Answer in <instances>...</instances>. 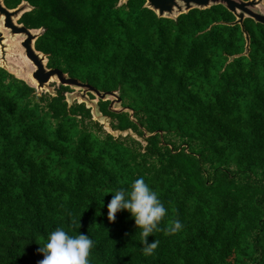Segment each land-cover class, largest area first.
<instances>
[{"label":"trees","instance_id":"trees-1","mask_svg":"<svg viewBox=\"0 0 264 264\" xmlns=\"http://www.w3.org/2000/svg\"><path fill=\"white\" fill-rule=\"evenodd\" d=\"M23 1L33 8L19 22L44 28L47 66L118 90L133 118L110 100L100 109L136 136L69 105L70 86L39 95L0 67V264H39L46 233L75 231L73 218L94 241L90 264H264V24L245 19L244 55L222 4L172 18L146 0L4 3ZM139 176L167 209L147 257L131 214L107 217L112 192Z\"/></svg>","mask_w":264,"mask_h":264},{"label":"water","instance_id":"water-1","mask_svg":"<svg viewBox=\"0 0 264 264\" xmlns=\"http://www.w3.org/2000/svg\"><path fill=\"white\" fill-rule=\"evenodd\" d=\"M218 4H222L236 15V20L229 23L230 25H242L247 40L246 51L243 54L247 55L251 50V38L250 34L245 30L244 22L247 17H250L256 22L264 24V12L261 9L262 6L264 7V0H147L146 2V6L155 11L158 16L172 18H177L180 14L186 13L195 7L199 9H207ZM32 8V5L28 1H23L16 8L10 9L5 5L4 0H0V67L14 74L19 79L25 81L28 80L27 76H22L11 70V66L6 60L5 39L7 33L14 36L23 35L24 39L21 42L23 48L22 52L24 53L25 58L29 59L35 66L31 75L37 84L34 86L28 81L27 82L36 88L39 95L44 93L43 89L48 88L54 79V81L59 82V85H66L71 88H83L85 90L84 94L82 95L81 101L79 100L78 102H90V104L86 103V106L91 108L94 120L103 124L108 132L116 136L120 134L126 135L129 132L136 136L131 129L124 131L120 129L114 130L111 126V116L105 115L100 109V100H110V110L116 112L129 111L133 118L134 110L122 105V98L118 90L102 91L88 82H83L78 78L69 76V74L65 73L60 68H49L47 66V54L37 50L35 47V42L38 37L44 33V28L31 29L19 22L22 15ZM236 56L239 55L232 56L230 60H233ZM45 92H49L52 95L57 94V90L50 91L48 89ZM88 92L89 94H95L97 97L94 95L95 97L92 98L90 95L91 99H89L87 97ZM66 94H68V92ZM112 97L115 99H112ZM66 99L69 105H72L75 102L74 100H70L69 95H66Z\"/></svg>","mask_w":264,"mask_h":264},{"label":"clouds","instance_id":"clouds-1","mask_svg":"<svg viewBox=\"0 0 264 264\" xmlns=\"http://www.w3.org/2000/svg\"><path fill=\"white\" fill-rule=\"evenodd\" d=\"M121 210L128 211L134 218L139 229V242L143 245L140 248L142 254L145 257L153 255L159 241L155 239L148 243L147 237L160 230L159 224L166 216L167 209L143 176L132 180L127 187L112 192V198L107 204L108 219L114 220L115 214ZM79 227V220L73 218L70 229L75 231L66 230L63 226L48 231L43 242L39 243V252L44 256L39 264H90L89 255L94 241L90 235L81 234ZM182 228L181 222L176 220L168 232L175 234Z\"/></svg>","mask_w":264,"mask_h":264},{"label":"rangeland","instance_id":"rangeland-1","mask_svg":"<svg viewBox=\"0 0 264 264\" xmlns=\"http://www.w3.org/2000/svg\"><path fill=\"white\" fill-rule=\"evenodd\" d=\"M261 9L264 12L263 6L261 7ZM23 39H24L23 35L14 36V35L7 33L6 39H5L6 40L5 42L6 56H7L6 60L9 62L8 64L11 66V70H13L15 73H18L22 76H27L28 77L27 81L35 86L37 82L34 80L33 76L31 75L35 69V66L32 64V62L29 59L25 58L24 53L22 52L23 48L21 46V42ZM54 80H52L48 88L43 89V92L47 91L48 89L50 91H53V90L55 91L56 89H58V87L60 86L59 82H56ZM84 91L85 90L83 88L72 87L70 92H68V94L66 95H69L71 101L72 100L81 101ZM87 97L91 99L89 92L87 93ZM112 99H115V98L112 97ZM86 103L90 104L89 101H87Z\"/></svg>","mask_w":264,"mask_h":264},{"label":"flooded vegetation","instance_id":"flooded-vegetation-1","mask_svg":"<svg viewBox=\"0 0 264 264\" xmlns=\"http://www.w3.org/2000/svg\"><path fill=\"white\" fill-rule=\"evenodd\" d=\"M129 0H120L119 1V5H121V4H125V3H127ZM146 2H147V0H146Z\"/></svg>","mask_w":264,"mask_h":264}]
</instances>
